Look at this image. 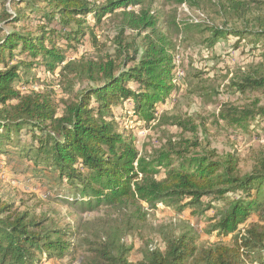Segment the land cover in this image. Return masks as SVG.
<instances>
[{
	"label": "trees",
	"instance_id": "16d2710c",
	"mask_svg": "<svg viewBox=\"0 0 264 264\" xmlns=\"http://www.w3.org/2000/svg\"><path fill=\"white\" fill-rule=\"evenodd\" d=\"M20 1L26 7L0 15V32L5 31L3 24L11 22L36 18L39 24L34 31H5L0 39V161L47 183L56 195L68 196L70 204L82 212L112 207L125 213L94 239L73 241L74 233L54 221L17 210L0 199V264H41L42 259H64L80 251V264H249V260L264 264V159L241 174L233 154L217 157L212 150L188 156L185 149L177 150L169 143L147 160L137 138L125 136L119 128L113 110L123 102H132L135 113L150 123L156 119L158 105L177 87L166 35L147 36L138 61L128 52L121 63L64 62V51L74 42L88 36L97 42L95 27L105 16L148 0H105L101 6L90 0ZM227 1L225 14L240 19L243 26L229 27L227 22L210 26L211 36L205 43L213 46L219 39L235 36L238 42L261 48V61L252 66H263L264 13L252 20L247 15L252 5L264 0ZM89 16L95 19L91 26L86 24ZM134 18L142 29L157 26L156 16L148 12ZM127 61H134L133 65L123 69ZM42 65L52 72L62 65V75L96 85L80 92L59 116L49 96L35 90L22 93L16 86L27 85L28 75ZM131 80L135 85L127 84ZM263 88L264 72L254 68L238 70L227 89L246 95ZM226 104L220 117L230 127L246 129L251 119L264 115L261 107ZM161 169L163 176L158 177ZM160 202L174 205L179 213L185 208L201 215L211 210L207 231L231 235L230 243L202 244L195 230L185 227L166 235L162 247L147 246L141 259H131L132 246L125 238L146 220L145 205L155 208Z\"/></svg>",
	"mask_w": 264,
	"mask_h": 264
},
{
	"label": "rangeland",
	"instance_id": "374dc122",
	"mask_svg": "<svg viewBox=\"0 0 264 264\" xmlns=\"http://www.w3.org/2000/svg\"><path fill=\"white\" fill-rule=\"evenodd\" d=\"M90 1L97 6L105 3V0ZM184 3L186 5L172 0H148L125 12L117 10L108 14L95 27L97 42H92L89 36L74 42L75 47L65 49L64 62L113 60L121 63L128 52L135 54L138 61L147 36L154 38L158 34L166 35L174 55L178 74L174 82L177 87L158 105L156 119L150 123L135 113L130 101L115 108L113 113L121 132L127 137L134 135L137 138V147L147 160L154 158L157 150H164L169 143H173L175 149H185L188 156L212 150L217 157L233 154L240 173L245 174L264 159V115L251 119L247 128L242 129L227 125L220 117V111L226 103L248 105L254 109L264 108V88L246 95L234 94L227 89L240 69L258 68L264 72V65L252 66L261 61V48L257 47L256 50L252 48V43L244 40L238 42L235 36L219 39L213 46H209L205 40L211 36L210 26H225L224 22H227L229 27H242L243 21L231 19L225 14L223 3H228L227 0H190ZM40 4L41 8L45 7ZM19 7H26V3L20 0H0V15H10ZM251 8L247 15L249 20L264 13V2L254 4ZM31 10L26 9L27 12H32ZM141 12L156 16L155 29H142L137 25L138 21L134 17ZM35 14L34 11L33 15ZM94 22L95 19L89 16L86 24L91 26ZM38 24L35 18L27 23L3 24V27L7 32L24 28L34 31L38 29ZM5 31L0 32V39ZM133 62H125L122 68H129ZM61 66L52 72L42 65L28 75L27 85L16 83L22 93L35 90L49 96L59 116L63 114L66 104L75 100L80 92L96 85L87 80L73 81L72 75L66 77L61 74ZM127 84L135 85L132 80ZM16 102L12 101L13 104ZM195 142L198 146L193 145ZM3 162L0 161V199L13 203L17 210H28L37 217L54 221L58 226L74 233L73 241L94 239L95 234L100 233L105 226L109 227L116 216L122 217L125 213L120 209L111 210L112 207L82 212L70 204L68 196L56 195V189H48L47 183H41L29 173L18 168L12 169L11 165ZM163 173L164 169H161L158 177H162ZM145 206L148 211L146 220L137 224L135 232L125 238V242L132 246L130 255L133 260L141 259L142 251L147 246L162 247L166 235L173 231L179 233L185 227L193 228L199 241L205 245L231 241V235L221 236L218 231H207V216L212 213L211 210L201 215L193 214L191 208H185L183 213H179L174 205L162 202L155 208ZM252 219L249 218V221ZM81 255L80 251L75 256L64 259H42L41 264H80ZM261 255L264 257V250ZM249 264L261 263L249 260Z\"/></svg>",
	"mask_w": 264,
	"mask_h": 264
},
{
	"label": "built area",
	"instance_id": "2783aa9c",
	"mask_svg": "<svg viewBox=\"0 0 264 264\" xmlns=\"http://www.w3.org/2000/svg\"><path fill=\"white\" fill-rule=\"evenodd\" d=\"M183 5H186V3H183Z\"/></svg>",
	"mask_w": 264,
	"mask_h": 264
}]
</instances>
